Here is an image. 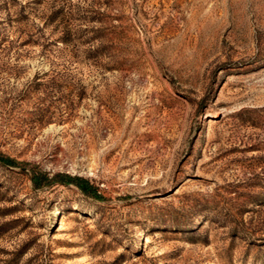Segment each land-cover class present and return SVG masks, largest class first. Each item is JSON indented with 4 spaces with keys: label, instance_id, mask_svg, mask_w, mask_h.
<instances>
[{
    "label": "rangeland",
    "instance_id": "1",
    "mask_svg": "<svg viewBox=\"0 0 264 264\" xmlns=\"http://www.w3.org/2000/svg\"><path fill=\"white\" fill-rule=\"evenodd\" d=\"M0 154V264H264V0H0Z\"/></svg>",
    "mask_w": 264,
    "mask_h": 264
},
{
    "label": "trees",
    "instance_id": "2",
    "mask_svg": "<svg viewBox=\"0 0 264 264\" xmlns=\"http://www.w3.org/2000/svg\"><path fill=\"white\" fill-rule=\"evenodd\" d=\"M64 43H67L68 40H62ZM0 163L5 166L16 167L17 162L12 158L3 156L0 154ZM32 171L31 180L35 188H40L44 185L59 183L64 185H75L84 195L92 197L95 199H101V195L97 187L89 182L88 179L80 176H70L68 174L58 173L54 174L52 177H49L44 172H37L34 169Z\"/></svg>",
    "mask_w": 264,
    "mask_h": 264
}]
</instances>
